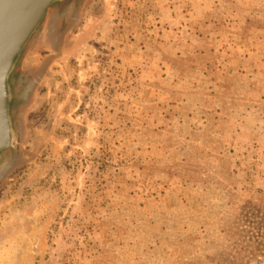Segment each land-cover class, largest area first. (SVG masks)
Masks as SVG:
<instances>
[{
    "label": "rangeland",
    "instance_id": "374dc122",
    "mask_svg": "<svg viewBox=\"0 0 264 264\" xmlns=\"http://www.w3.org/2000/svg\"><path fill=\"white\" fill-rule=\"evenodd\" d=\"M12 85L0 264H264V0H72Z\"/></svg>",
    "mask_w": 264,
    "mask_h": 264
},
{
    "label": "water",
    "instance_id": "95a60500",
    "mask_svg": "<svg viewBox=\"0 0 264 264\" xmlns=\"http://www.w3.org/2000/svg\"><path fill=\"white\" fill-rule=\"evenodd\" d=\"M72 0H0V157L15 147L12 78L48 11Z\"/></svg>",
    "mask_w": 264,
    "mask_h": 264
},
{
    "label": "crops",
    "instance_id": "0c3cea01",
    "mask_svg": "<svg viewBox=\"0 0 264 264\" xmlns=\"http://www.w3.org/2000/svg\"><path fill=\"white\" fill-rule=\"evenodd\" d=\"M39 76V75H38ZM39 79H41V77H39V78H33L32 80H31V82L33 83V84H35V83H38L37 81L39 80ZM36 85V84H35Z\"/></svg>",
    "mask_w": 264,
    "mask_h": 264
}]
</instances>
